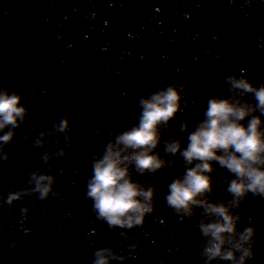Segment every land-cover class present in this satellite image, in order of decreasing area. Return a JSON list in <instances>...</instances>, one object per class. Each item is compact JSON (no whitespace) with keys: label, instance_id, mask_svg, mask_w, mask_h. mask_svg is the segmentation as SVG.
<instances>
[{"label":"water","instance_id":"water-1","mask_svg":"<svg viewBox=\"0 0 264 264\" xmlns=\"http://www.w3.org/2000/svg\"><path fill=\"white\" fill-rule=\"evenodd\" d=\"M233 73L264 84V0H0V87L27 109L0 152V195L30 189L33 172L53 176L58 194L40 200L29 191L0 206V264H93L102 249L126 257L109 264H204L203 210L184 217L165 205L166 186L184 166L163 146L169 137L186 146L180 125L192 131L209 96L255 105L251 93H229ZM177 83L181 107L161 126L155 150L172 164L155 174L130 168L132 179L155 188V210L139 228H110L84 195L92 158L136 122L140 97ZM251 115L264 121L259 110ZM65 116L69 126L58 131ZM213 167L207 198L227 200L231 174ZM234 211L238 230H256L246 264H264V199L249 196Z\"/></svg>","mask_w":264,"mask_h":264},{"label":"clouds","instance_id":"clouds-1","mask_svg":"<svg viewBox=\"0 0 264 264\" xmlns=\"http://www.w3.org/2000/svg\"><path fill=\"white\" fill-rule=\"evenodd\" d=\"M225 83L230 94L251 93L255 105L241 102L233 95L209 96L203 118L195 122L192 131H188L186 122L180 125V131L187 132L186 146L182 138L173 137L164 141L163 146L165 154L178 157L184 166L183 172L166 186L165 205L184 217H190L196 207L203 210L197 227L204 238L199 253L204 264H211L217 258L231 264H246L254 258L255 227L249 223L238 230L241 218L234 209L249 196L264 199V121L258 115H251L257 110L264 115V84L254 85L246 76L235 73L226 76ZM183 87L178 83L168 84L140 97L136 122L116 134L99 156L92 158L84 195L91 201L96 219L110 228H139L154 212L155 188L132 179L130 168L139 175L155 174L172 164L155 150L161 143V126H167L181 107ZM22 99L17 92L0 87V152L25 118L27 109ZM246 118L247 123H243ZM68 126L67 116L55 125L58 131ZM0 158L6 159V154ZM213 164L231 174L226 178L227 200L213 202L207 198L212 192ZM54 182L51 175L33 172L29 178L32 187L0 195V206L12 205L29 191L40 200L58 195L53 192ZM27 211L26 207L20 209L22 214ZM94 255L93 264L126 259L110 249L97 250Z\"/></svg>","mask_w":264,"mask_h":264}]
</instances>
